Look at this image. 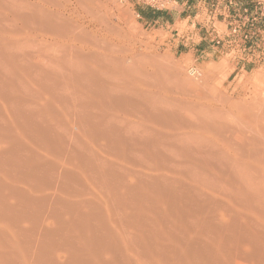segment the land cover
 <instances>
[{
    "label": "bare ground",
    "instance_id": "bare-ground-1",
    "mask_svg": "<svg viewBox=\"0 0 264 264\" xmlns=\"http://www.w3.org/2000/svg\"><path fill=\"white\" fill-rule=\"evenodd\" d=\"M109 1L0 0V264H264V102L119 58Z\"/></svg>",
    "mask_w": 264,
    "mask_h": 264
},
{
    "label": "rangeland",
    "instance_id": "rangeland-1",
    "mask_svg": "<svg viewBox=\"0 0 264 264\" xmlns=\"http://www.w3.org/2000/svg\"><path fill=\"white\" fill-rule=\"evenodd\" d=\"M112 1L111 23L104 24L107 28L97 24L90 34L101 44L112 45L121 53L115 52L119 58L169 67L186 80L188 88H200L204 95L219 98L226 93L232 101L264 102V0H222L220 7H212L207 0L209 7L186 9L182 16L190 19L166 31L143 22L137 10L143 6L136 2ZM145 8L163 13L181 9L174 1L165 10Z\"/></svg>",
    "mask_w": 264,
    "mask_h": 264
},
{
    "label": "crops",
    "instance_id": "crops-1",
    "mask_svg": "<svg viewBox=\"0 0 264 264\" xmlns=\"http://www.w3.org/2000/svg\"><path fill=\"white\" fill-rule=\"evenodd\" d=\"M174 3L181 7L180 10L178 8L175 11L177 13L168 12H156L149 10L145 7L138 6L137 10L139 11V17L145 22L146 24L153 25L156 28H159V31H166L168 29L174 28L179 22L188 21L190 17L184 18L182 16L183 12L186 9L197 8V7H205L210 6L207 4V0H173ZM212 4V7H220L223 5L222 0H209ZM172 31V30H171Z\"/></svg>",
    "mask_w": 264,
    "mask_h": 264
},
{
    "label": "built area",
    "instance_id": "built-area-1",
    "mask_svg": "<svg viewBox=\"0 0 264 264\" xmlns=\"http://www.w3.org/2000/svg\"><path fill=\"white\" fill-rule=\"evenodd\" d=\"M127 1H134L143 7H148L150 9L157 11L168 9L167 6L173 2V0H127Z\"/></svg>",
    "mask_w": 264,
    "mask_h": 264
}]
</instances>
